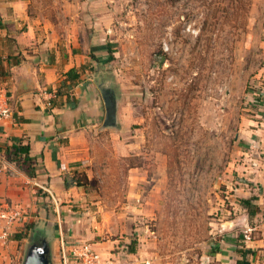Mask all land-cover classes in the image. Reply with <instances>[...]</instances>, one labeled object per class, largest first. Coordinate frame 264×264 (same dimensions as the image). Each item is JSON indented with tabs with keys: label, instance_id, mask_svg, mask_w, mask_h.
Here are the masks:
<instances>
[{
	"label": "rangeland",
	"instance_id": "374dc122",
	"mask_svg": "<svg viewBox=\"0 0 264 264\" xmlns=\"http://www.w3.org/2000/svg\"><path fill=\"white\" fill-rule=\"evenodd\" d=\"M25 1L111 48L95 76L130 149L89 185L103 264H216V222L256 187L239 166L264 157V0Z\"/></svg>",
	"mask_w": 264,
	"mask_h": 264
},
{
	"label": "crops",
	"instance_id": "0c3cea01",
	"mask_svg": "<svg viewBox=\"0 0 264 264\" xmlns=\"http://www.w3.org/2000/svg\"><path fill=\"white\" fill-rule=\"evenodd\" d=\"M54 26L37 12L30 13L25 0H0V68L5 71L0 76V90L11 110V115L0 116V200L25 212L23 226L41 219L53 222L54 264H81L71 256L76 239L88 240L85 242L103 264L99 250L103 228L93 217L100 210L96 203L105 197L92 196L89 185L103 182L101 167L105 170L103 163L115 150L123 154L130 148L118 142L122 127L100 129L105 108L94 81V66L108 58L107 44L96 35L87 37L82 27L60 30ZM18 58L20 62L13 63ZM70 69L78 74L70 88L76 101L66 104L63 97L61 105H49L52 91ZM260 74L264 76V71ZM14 115L20 119L15 120ZM13 137L29 144V153L37 162L34 177L5 159L2 148ZM247 161V167H239L246 171L248 184L256 186L254 202L260 212L249 218L237 200L233 201L235 210L225 209L213 228L218 239L210 243L214 246L210 257L216 264H264V157L255 155ZM83 176L87 181L80 183ZM23 226L11 234L24 236L10 234L0 243V264H20L30 229ZM62 245L68 255L66 262L61 259Z\"/></svg>",
	"mask_w": 264,
	"mask_h": 264
},
{
	"label": "water",
	"instance_id": "95a60500",
	"mask_svg": "<svg viewBox=\"0 0 264 264\" xmlns=\"http://www.w3.org/2000/svg\"><path fill=\"white\" fill-rule=\"evenodd\" d=\"M94 81L104 103L105 115L100 129L120 128L118 120L119 97L116 88L108 81L95 76ZM54 224L49 220L34 223L26 236L20 264H54L53 263Z\"/></svg>",
	"mask_w": 264,
	"mask_h": 264
},
{
	"label": "trees",
	"instance_id": "16d2710c",
	"mask_svg": "<svg viewBox=\"0 0 264 264\" xmlns=\"http://www.w3.org/2000/svg\"><path fill=\"white\" fill-rule=\"evenodd\" d=\"M109 45V44H108ZM107 47L109 53H111L110 45ZM111 55V54H110ZM20 58L14 60L13 63L20 62ZM82 68L84 66H81ZM5 73L4 70L0 68V76ZM78 78L77 72L74 69H70L66 72L63 78L60 79L58 85L52 91L54 96H51L48 100L49 105L51 106H59L63 103L62 98L65 97L66 104L71 102H75V98L70 94V88L72 87L73 81ZM51 91V90H49ZM15 120H19L16 115H14ZM1 149V148H0ZM3 149L4 157L9 162H14L17 164L28 176L34 177L36 175V159L30 155L29 153V144L24 142L22 138L13 137L11 138V142L9 144H5ZM83 181L80 183H85L87 178L85 176ZM77 184H80L79 181H76ZM256 195L252 194L247 197H239L238 203L245 208L248 217L251 218L260 212L258 205L254 202L256 199ZM23 226V224L21 225ZM24 228L29 229L31 227V223H25L23 226ZM16 233V232H15ZM25 234H11L12 237H20L24 236ZM130 251H134L133 248Z\"/></svg>",
	"mask_w": 264,
	"mask_h": 264
},
{
	"label": "built area",
	"instance_id": "2783aa9c",
	"mask_svg": "<svg viewBox=\"0 0 264 264\" xmlns=\"http://www.w3.org/2000/svg\"><path fill=\"white\" fill-rule=\"evenodd\" d=\"M54 96L53 93H51ZM11 115L5 92L0 90V116ZM25 212L20 207L6 200H0V243H5L10 234L22 225ZM62 262H66L67 252L64 246L61 247ZM70 252V251H69ZM71 256L79 260L81 264H101L98 253L87 242H80L71 248Z\"/></svg>",
	"mask_w": 264,
	"mask_h": 264
}]
</instances>
